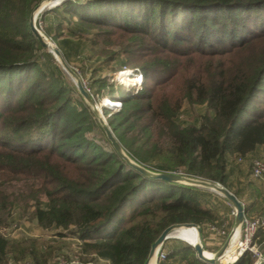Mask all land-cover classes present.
I'll use <instances>...</instances> for the list:
<instances>
[{
  "label": "trees",
  "instance_id": "trees-1",
  "mask_svg": "<svg viewBox=\"0 0 264 264\" xmlns=\"http://www.w3.org/2000/svg\"><path fill=\"white\" fill-rule=\"evenodd\" d=\"M40 1L0 0V264H71V256L76 264H144L160 234L177 224L197 225L201 236L205 227L223 228L227 237L231 224L227 231L212 193L147 178L117 155L30 32ZM40 20L65 62L90 70L91 97L121 103L106 123L130 159L218 183L238 200L242 191L252 197L253 179L264 182L251 170L253 161L264 163V0H67ZM93 55L140 72V86L114 99L121 86L98 76ZM184 100L205 106L190 124L178 120ZM98 132L106 147L87 137ZM236 175L242 190L233 188ZM31 200L36 225L53 240L3 232L13 208ZM244 212L264 218V207L256 216ZM169 240L158 264H208L191 245ZM251 246L264 254V228ZM256 260L246 250L215 264Z\"/></svg>",
  "mask_w": 264,
  "mask_h": 264
},
{
  "label": "water",
  "instance_id": "water-1",
  "mask_svg": "<svg viewBox=\"0 0 264 264\" xmlns=\"http://www.w3.org/2000/svg\"><path fill=\"white\" fill-rule=\"evenodd\" d=\"M65 0H41L31 11L29 16V22H28V28L32 35L35 37V39L38 41V43L45 49L46 52L51 53L54 57V59L58 62V64L61 66L62 70L70 76V78L74 81L76 88L78 92L80 93V96L84 103L87 105V107L90 109L92 114L95 116V118L98 121V124L100 125L103 133L105 134V137L109 141L110 145L114 149V151L117 153V155L133 170L137 171L139 174L150 178L154 180H161L168 183H175L180 185H187V186H193L197 188H202L209 190L211 192H214L220 196H222L228 204L233 208L234 210V223L233 228L226 238L223 245L215 252L210 254L209 257L205 256V247L203 245V242L201 240V229L197 225L193 224H180V225H172L166 228L160 236L157 238V240L152 244L147 260L144 264H151L153 261L156 264V255L161 246L166 242L167 240L173 238L171 237V233L178 231L181 228H194L197 231V237L198 241L191 245L197 259H199L202 262L208 263V264H215L217 261H219L223 255L227 252L228 248L231 246V240L236 231H238L242 225L243 219L245 217V212L243 205L241 202L227 189L219 185L218 183L202 180V179H196V178H190L181 174H175V173H161V172H154L150 171L147 168L141 166L140 164H137L130 159L119 143L116 141L115 137L113 136L112 132L107 127V124L105 123V120L99 115V112L97 110V107L95 106V103L91 97V95L86 91V89L83 87L80 78L77 74L73 72V70L68 66V64L65 62L63 57L61 56V53L57 49V47L53 44H51L36 28L35 26V20L37 16L44 11H49L54 7L59 6L61 3H63ZM256 264H264V256L256 263Z\"/></svg>",
  "mask_w": 264,
  "mask_h": 264
},
{
  "label": "rangeland",
  "instance_id": "rangeland-1",
  "mask_svg": "<svg viewBox=\"0 0 264 264\" xmlns=\"http://www.w3.org/2000/svg\"><path fill=\"white\" fill-rule=\"evenodd\" d=\"M65 1H67V0H65ZM44 12H46V11H44ZM43 13H41V14H39L37 16V18L35 20V26H36L37 30L51 44H53V45L56 46V44L49 37H47L44 34L43 30H42L43 23H42V20H40V16ZM73 19H75V18H73ZM39 24H40V26H39ZM99 48L100 47L97 46L96 49H94L92 51L93 52L94 51L96 52ZM108 48L110 50H115V51L117 50V48H115L112 45H110ZM85 52L87 54H90V52L88 51V48L85 49ZM91 54H92V52H91ZM232 57H234V56H231L230 58H232ZM95 59H96V56L93 55L91 60L95 61ZM102 63L103 62H101V63L100 62L99 63L96 62V65L99 66V71L97 73L98 76H100L101 78L108 79L109 82H111V83L113 82L114 87L115 86H121V87H118L117 92H114L113 93L114 99H117V97H118V99H121L126 94V91H131L132 90L131 87H133V85H131V84L134 83V82H136V80H134L133 78H131L130 76H128V74H126L124 76L123 73H125V72L119 73V72H122V71H128V69H125V70H121L120 71L119 68H120V65H121V61L117 60V61H112V62L106 63V64H104V63L102 64ZM68 66L73 70V72L75 74L78 75V77L80 78V81H81L83 87L86 89V91H88L87 87H88L89 79L91 78V72H90V70L88 69V70L85 71V73H83V71L80 68L79 62H73L71 64H68ZM65 75H66L68 81L73 86L76 87L74 81L70 78V76H68L66 73H65ZM92 99H93V101L95 103V106L97 107V110L99 112V115L103 118V120H105V123H106L107 118L110 115H112L115 112H117L120 109V106H121V103L120 102H116L117 105H118V107H114V108H108L106 106H103L104 100H108V98L105 97V96L102 97L99 100H96V98H92ZM204 108H205L204 105H200V104L190 105L186 100H184L183 101V104H182V107L180 109V115H179V119L178 120L180 122H182V124H185V123H189L190 124L193 121H195L196 119H199L201 117V115L204 112ZM87 137L90 140H92V141H94V142H96V143H98V144H100L102 146H105V147L107 146V144H106V142H105V140H104L103 135H102L101 132H98V133H90V134L87 135ZM132 161L135 162V163H137L134 160H132ZM233 180L234 181L236 180V178L234 176H233ZM14 183L15 182H13L12 185L14 186L13 189L15 191L17 189L18 190L19 189L20 190L23 189L21 187L22 184L20 182H19L20 184H14ZM243 184H244V181H237L236 183L234 182L233 188L235 190H242L241 188H242V185ZM9 190L10 191H8V192L13 191L12 189H9ZM242 193H243V197H247V198L249 197L248 193L246 195L245 191H242ZM213 194H215L216 196H218L222 200H225V199H223L222 196H220V195H218V194H216L214 192H213ZM239 201L242 204V200H239ZM225 202L228 204V202L226 200H225ZM33 209H34V202L32 200L31 201H28L26 204L20 203V205H16L13 208L12 212H11V214H12L11 215L12 216V220H11L9 226H7L5 228V230H3V232L5 234H7V236L9 238H11V239H22V238H25V237H33V238H39V239H42V240H53V238H52L53 235H52L51 232L42 230V229H40L36 225V222H35L34 218L32 217ZM241 234H242V227H240V229L238 230V237H237V239L235 241L234 249H233V252L234 253L231 254L233 257H234V255L237 256L238 255V252L240 251V248H238V244L240 242L239 238H240ZM70 239H66V240L69 241V242H71L72 240L70 241ZM66 240H65V242H67ZM169 241H171V242L172 241H178V242H181L183 244L190 245L188 242H186V241H184L182 239H179L177 237H173ZM249 251L252 252L253 254H255L256 257H257V260H256L255 264L264 256V254L258 253L257 252V249L254 248V247H251ZM69 261L71 262V264H74V262H76V260H75V258L73 256H71V258L69 259ZM221 262H223V261H221ZM58 264H67V263H66L65 260L59 259Z\"/></svg>",
  "mask_w": 264,
  "mask_h": 264
},
{
  "label": "crops",
  "instance_id": "crops-1",
  "mask_svg": "<svg viewBox=\"0 0 264 264\" xmlns=\"http://www.w3.org/2000/svg\"><path fill=\"white\" fill-rule=\"evenodd\" d=\"M246 169V168H245ZM246 171V170H245ZM237 179L239 181H243L242 177L239 175H236ZM252 179V178H251ZM254 191L252 192V197H243L242 198V205L244 208V211L246 210L247 216H256L261 209L264 207V182H261L259 180H254ZM206 190V189H205ZM208 192L212 193L211 191L207 190ZM214 198L212 199V206H216L219 210L220 207L222 209L219 210V215L221 219L225 220V228H228V225L231 224L229 232L227 234L229 235L234 223V210L229 204L225 202V200H222L215 194H213ZM224 199V198H223ZM260 207V208H259ZM259 208V209H258ZM223 230V228H221ZM228 231V229H227ZM225 232V231H224ZM224 235H220L219 233L215 231H211L209 228L205 227L203 231V235L201 236V240L203 242L204 247L207 249L205 250L207 254L215 253L225 242L227 237ZM223 263V262H221ZM156 264H158L156 262Z\"/></svg>",
  "mask_w": 264,
  "mask_h": 264
},
{
  "label": "built area",
  "instance_id": "built-area-1",
  "mask_svg": "<svg viewBox=\"0 0 264 264\" xmlns=\"http://www.w3.org/2000/svg\"><path fill=\"white\" fill-rule=\"evenodd\" d=\"M130 72H131V75H130L131 78L137 77L140 79V82H137L131 85H133L134 88L139 87L142 82V74L140 72H135L133 70H130ZM251 170H252V176L254 178L264 179V163L263 162L257 161V160L253 161ZM241 227H242V234L239 238L240 242L238 244V248H240V251L238 252V255L235 257V260L238 257H240L244 251L250 250V248L252 247L251 240L253 236L255 235L256 231L259 228H264V218L263 219H247L244 217ZM209 229L211 231H215L219 233L220 235L225 234L224 230L216 229L213 226L209 227ZM165 257H166V254L162 251V246H161V248L159 249L156 255V262L159 263V262L164 261ZM225 257L226 255L224 254L223 257L219 261L220 262L223 261L224 263H232L231 261H226ZM74 264H76V262H74Z\"/></svg>",
  "mask_w": 264,
  "mask_h": 264
},
{
  "label": "bare ground",
  "instance_id": "bare-ground-1",
  "mask_svg": "<svg viewBox=\"0 0 264 264\" xmlns=\"http://www.w3.org/2000/svg\"><path fill=\"white\" fill-rule=\"evenodd\" d=\"M125 72V73H123ZM121 73H123V75L125 76L126 74H128V76L131 75V72L130 70L128 71H123ZM123 76V77H124ZM127 77V76H126ZM134 80H136V82L132 83V84H135L137 82H140V79L135 77L133 78ZM131 80V79H130ZM133 80V81H134ZM103 106H106L108 108H114V107H118L117 103L114 102V101H109V100H104V103H103ZM120 106V105H119ZM171 237H177L179 239H182L186 242H188L190 245H193L195 244L197 241H198V237H197V231L194 229V228H181L179 229L178 231H175L173 233H171L170 235ZM238 237V231H236L232 237V242H231V246L230 248L227 250V252L225 253L226 257H225V260L226 261H231V262H234L235 260V255L234 257L231 255L233 252V249H234V244H235V241ZM205 256L209 257L210 254H207V252H205ZM151 264H155L153 261L151 262Z\"/></svg>",
  "mask_w": 264,
  "mask_h": 264
}]
</instances>
